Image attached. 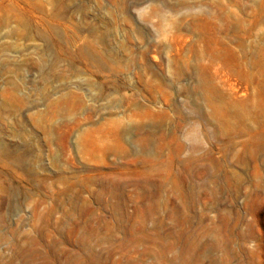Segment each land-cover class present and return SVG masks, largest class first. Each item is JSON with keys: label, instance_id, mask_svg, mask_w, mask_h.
<instances>
[{"label": "rangeland", "instance_id": "1", "mask_svg": "<svg viewBox=\"0 0 264 264\" xmlns=\"http://www.w3.org/2000/svg\"><path fill=\"white\" fill-rule=\"evenodd\" d=\"M0 264H264V0H0Z\"/></svg>", "mask_w": 264, "mask_h": 264}]
</instances>
